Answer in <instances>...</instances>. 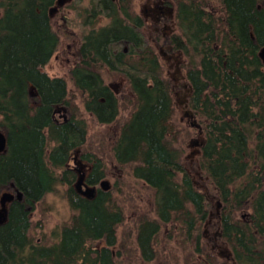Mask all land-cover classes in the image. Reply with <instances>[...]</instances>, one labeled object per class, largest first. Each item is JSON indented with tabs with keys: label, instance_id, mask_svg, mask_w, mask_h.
<instances>
[{
	"label": "trees",
	"instance_id": "obj_1",
	"mask_svg": "<svg viewBox=\"0 0 264 264\" xmlns=\"http://www.w3.org/2000/svg\"><path fill=\"white\" fill-rule=\"evenodd\" d=\"M151 1L164 2L168 13L148 26L131 0H93L89 12L110 22L85 35L68 81L44 70L60 44L53 0H0V130L8 140L0 192L13 183L24 194L0 225V264H118L112 248L124 246L118 227L125 218L114 191L83 196L70 166L82 151L88 183L107 175L105 159L88 148L76 96L99 123H113L120 100L104 69L128 81L135 104L113 142L114 160L155 190L156 217L133 224L140 258L151 259L155 238L172 223L191 250L187 262L264 264V0ZM165 47L184 56L180 78L163 75L156 50ZM177 89L198 129L199 155L190 164L168 140L178 132ZM60 186L77 213L58 241L34 242L31 214Z\"/></svg>",
	"mask_w": 264,
	"mask_h": 264
},
{
	"label": "rangeland",
	"instance_id": "obj_2",
	"mask_svg": "<svg viewBox=\"0 0 264 264\" xmlns=\"http://www.w3.org/2000/svg\"><path fill=\"white\" fill-rule=\"evenodd\" d=\"M66 4L61 12L54 17V27L57 30L62 27L64 16L68 23L65 28H62V31H58L60 44L44 70L52 77H64L69 81L71 79L70 71L80 56L77 54V49L83 42L85 35L91 30L109 24L110 19L104 14H99L96 18L93 17L94 13L89 12L95 6L93 0H67ZM161 4L163 10L168 13L166 4L164 2ZM214 4L219 6L217 2ZM131 8L134 13L142 14L146 18L148 26H151L155 20L157 21L159 9L152 1L147 3V0H131ZM91 21L93 22L90 23ZM160 27L168 29L163 25ZM156 51L163 66V75L169 78H180V73L184 71L181 66L185 60L184 56L178 52H169L166 47L162 50L158 48ZM102 74L106 84L113 83L119 88L117 92L120 100L119 115L113 123H99L90 113L85 111L82 95L76 93V96L77 102L82 106L84 118L88 121V140L90 142L88 148L105 159L107 175L104 179L109 181V189L114 191L113 196L117 198L124 213L125 220L118 227L119 242L125 241L124 246L119 243L112 248L115 254H119L118 264H198L195 259L187 262V256L191 250L185 249L178 243L177 231L171 230L172 223L163 227L155 238L151 259L147 261L140 258L141 252L135 242L133 224L136 218L139 219V216L146 215L150 219L156 217L154 211L155 190L145 181L136 179L130 166H119L114 160L113 142L120 133L121 123L129 118L135 110V104L132 101L133 94L130 90V84L123 76L111 73L108 69H104ZM69 90L72 92L75 90L72 82L69 83ZM183 91V89H177L174 92V102L177 107L174 123L178 132L176 131L173 136L169 135L168 140L172 147L179 151L182 158L190 164L198 157L200 148L193 145L198 139V129L191 125L192 119L189 110L181 105L184 96ZM81 154H83L82 151L77 157L81 158ZM70 166H75L73 159ZM118 179L120 180L118 181ZM5 191L12 192L6 187L0 194ZM64 191L65 187L60 186L58 193H48L42 201L37 203L36 209L31 214L32 227L29 233L34 242L52 244L58 241L60 231L71 224L73 215L77 212L71 208L68 200L64 197ZM217 206L219 209L221 208L222 202L220 200L217 202Z\"/></svg>",
	"mask_w": 264,
	"mask_h": 264
},
{
	"label": "flooded vegetation",
	"instance_id": "obj_3",
	"mask_svg": "<svg viewBox=\"0 0 264 264\" xmlns=\"http://www.w3.org/2000/svg\"><path fill=\"white\" fill-rule=\"evenodd\" d=\"M66 2H67V0H64L63 1V3H61V0H53V2H52V5L50 6V8H49V13L50 14H52V16H53V18L55 17V16H57L60 12H61V10L67 5L66 4ZM156 4V7L159 9V16L157 17L158 19V21H160V23L161 22H163L164 21V18H163V15H164V10H163V5L161 4L162 2H157V1H154ZM145 18V17H144ZM62 21H63V24L60 26L61 28H59V32L60 31H62V28H65L66 26H67V23H68V20H67V18L64 16L63 17V19H62ZM166 24V23H165ZM165 27H167V25H165ZM59 37H60V35H59ZM81 45H82V43H81ZM81 45L79 46V48L77 49V54H80V47H81ZM70 46V45H69ZM111 84V83H110ZM110 84H107L110 88H113V87H111L110 86ZM117 86V90H115L114 88V90L116 91V92H118L119 91V88H118V85H116ZM61 110L63 109V108H60ZM60 109H58V113H59V115L61 116V112H59V110ZM64 110V109H63ZM3 131V130H2ZM76 159L74 160V164H75V166H72V168H74L76 171H77V175H78V177H77V179H79V177L80 176H84V183H83V190L85 189V185H89V186H91V187H96L97 188V192H96V195H94V196H92V195H90L89 196V194L87 195V194H83V193H80V192H78V193H80V194H82L83 196H85V197H87V198H91V199H93V198H95L96 196H97V194L99 193V191H100V188H101V182L103 181V180H105V179H102L98 184H95V185H92V184H90V183H88V181H87V177H88V174H89V172H90V169H91V166H90V164L89 163H87V162H84L81 158H78L77 159V157H75ZM77 179H76V181H77ZM75 181V182H76ZM11 184H13V183H11ZM9 185L7 188H9V189H11L12 190V193H15L16 192V186H12V185ZM103 189V188H102ZM3 193V192H2ZM1 193V194H2ZM1 194H0V197H1ZM24 199V197L22 198V200ZM22 201V200H20V199H18L17 197H15L12 201H10V202H8V204H7V219L4 221V222H2V224H0V225H3V224H5L7 221H8V217H9V209H10V206L15 202V201ZM0 207H1V205H0Z\"/></svg>",
	"mask_w": 264,
	"mask_h": 264
},
{
	"label": "water",
	"instance_id": "obj_4",
	"mask_svg": "<svg viewBox=\"0 0 264 264\" xmlns=\"http://www.w3.org/2000/svg\"><path fill=\"white\" fill-rule=\"evenodd\" d=\"M64 0H61V3H63ZM260 55L262 56L264 60V47L260 51ZM111 87H113L115 90H117L116 84H110ZM61 112V109L59 110ZM7 134L6 132L0 130V152H4L7 149ZM83 183H84V176H80L79 179L74 183L75 189L83 194H89L94 196L96 195L97 188L96 187H91L89 185H85V189L83 190ZM12 186H15L14 184H11ZM101 188L104 190H108L110 188V183L108 180H103L101 182ZM15 197L18 199L22 200L24 197V194L21 190L16 188V192L12 193L10 191H5L1 194L0 197V224L4 222L7 219V204L8 202L12 201ZM91 199V198H90Z\"/></svg>",
	"mask_w": 264,
	"mask_h": 264
}]
</instances>
